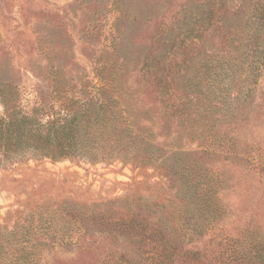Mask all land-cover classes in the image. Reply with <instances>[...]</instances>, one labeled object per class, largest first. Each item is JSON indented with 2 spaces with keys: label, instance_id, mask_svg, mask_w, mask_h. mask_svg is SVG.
<instances>
[{
  "label": "rangeland",
  "instance_id": "374dc122",
  "mask_svg": "<svg viewBox=\"0 0 264 264\" xmlns=\"http://www.w3.org/2000/svg\"><path fill=\"white\" fill-rule=\"evenodd\" d=\"M2 119L0 264H264V0H0Z\"/></svg>",
  "mask_w": 264,
  "mask_h": 264
},
{
  "label": "trees",
  "instance_id": "16d2710c",
  "mask_svg": "<svg viewBox=\"0 0 264 264\" xmlns=\"http://www.w3.org/2000/svg\"><path fill=\"white\" fill-rule=\"evenodd\" d=\"M26 120H0V151L32 149L42 156L54 159L76 157L82 151L78 126L72 121L52 120L48 129L37 127L23 130ZM136 162H145L147 158L136 154Z\"/></svg>",
  "mask_w": 264,
  "mask_h": 264
}]
</instances>
